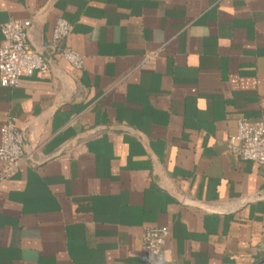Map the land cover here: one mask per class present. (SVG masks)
<instances>
[{"label":"crops","instance_id":"obj_1","mask_svg":"<svg viewBox=\"0 0 264 264\" xmlns=\"http://www.w3.org/2000/svg\"><path fill=\"white\" fill-rule=\"evenodd\" d=\"M58 19L82 68L44 53L0 87L25 155L0 163V264H256L264 166L227 142L264 124V0H0V41L28 20L39 49Z\"/></svg>","mask_w":264,"mask_h":264},{"label":"built area","instance_id":"obj_2","mask_svg":"<svg viewBox=\"0 0 264 264\" xmlns=\"http://www.w3.org/2000/svg\"><path fill=\"white\" fill-rule=\"evenodd\" d=\"M30 28L28 20H10L1 27L0 87H17L23 78L31 76L33 72L46 70L48 64L44 53L61 57L74 68H82V57L62 47L70 32V26L65 20L56 21L51 41L44 42L39 49L33 48L29 43ZM23 142V133L7 120L0 128V163L6 167V172L14 170L24 161ZM227 148L242 161L264 166L263 122L238 118L236 131L229 138ZM166 238V230H146L143 233L141 249L151 262L162 261Z\"/></svg>","mask_w":264,"mask_h":264},{"label":"water","instance_id":"obj_3","mask_svg":"<svg viewBox=\"0 0 264 264\" xmlns=\"http://www.w3.org/2000/svg\"><path fill=\"white\" fill-rule=\"evenodd\" d=\"M264 193L258 194L255 199L263 197ZM256 264H264V254L256 259Z\"/></svg>","mask_w":264,"mask_h":264}]
</instances>
